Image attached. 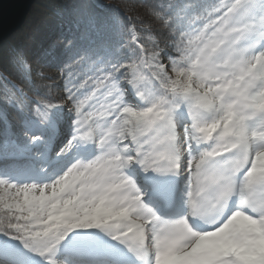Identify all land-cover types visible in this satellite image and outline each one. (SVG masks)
Instances as JSON below:
<instances>
[{"label": "snow or ice", "instance_id": "1", "mask_svg": "<svg viewBox=\"0 0 264 264\" xmlns=\"http://www.w3.org/2000/svg\"><path fill=\"white\" fill-rule=\"evenodd\" d=\"M157 14L169 28L177 26L163 51L158 44L149 51L133 28L114 37L109 47L89 46L77 53L76 65L87 69L79 87H91L83 100L68 89L75 132L61 153L77 144L98 143L99 155L84 166L88 175L78 174L81 165L73 163L48 184L17 185L0 179V214L7 215V222H0V234L40 255L38 233L21 222L27 212V218L47 220L46 251L59 253L63 247L64 264H118L109 240L126 246L141 261L151 257L152 264L167 258L178 264H264L255 244L264 242V167L259 156L264 154V132L250 126V120L264 126V112L237 111L238 95L225 94L230 80L254 67L264 71V0H229L222 5L162 0ZM74 71L70 68L69 75ZM189 81L193 89L186 87ZM251 84L245 82L247 95L264 88V77L254 88ZM130 96L136 103L129 102ZM233 100L237 108L231 107ZM88 101H95L89 108L99 105L96 113L103 120L95 133L92 124L97 121L88 123L92 113L85 116L81 111ZM36 104L40 117L52 108ZM234 111L238 119L228 128H217V122L223 125ZM179 113L187 120L183 126ZM179 128L189 153L207 141L198 158L188 156L192 167L186 195L189 215L203 221L211 217V230H194L188 218L162 220L126 175L133 165L144 173L174 172L167 162L179 156L169 150L173 141L180 143ZM101 185L102 194H89ZM234 196L239 208L224 215ZM89 211L94 214L80 219ZM60 220L65 222L63 230L56 227ZM0 264L21 261L14 251L0 248Z\"/></svg>", "mask_w": 264, "mask_h": 264}, {"label": "trees", "instance_id": "2", "mask_svg": "<svg viewBox=\"0 0 264 264\" xmlns=\"http://www.w3.org/2000/svg\"><path fill=\"white\" fill-rule=\"evenodd\" d=\"M161 2L162 0L36 1L23 27L0 45V179L14 183L24 177L39 175V161L34 155L38 151L32 137L41 138L45 135L51 140L60 138L55 129L36 115V102L43 106L52 105L46 115L63 133L75 131V122L71 124L75 120L72 111L74 105L68 89H72L83 100L91 87L90 84L88 87H79L87 69L83 65H76L77 53L83 54L89 46L109 47L114 37L126 35L133 28L149 51L156 44L160 51L165 49L177 26L169 28L167 21L159 18L158 5ZM187 2L222 5L229 0ZM183 27L187 28L186 25ZM167 51L178 56L173 49ZM165 63H168L167 59ZM70 68L75 70L72 75H69ZM186 87L193 89L194 85L189 81ZM183 90L181 86L176 87L180 94H183ZM9 98L17 104L12 101L10 103ZM66 103L72 107L70 110L63 108ZM89 103L90 101L85 103L81 109L84 114L90 111ZM177 119L181 126L186 121L183 113H179ZM33 121L40 122L45 130L41 132L38 128L30 129ZM181 130L182 128L177 129L180 143H176L180 149L183 147ZM34 133L38 135L35 136ZM38 149L45 151L41 146ZM56 173L57 169H54L48 175L40 174L39 179L46 181ZM23 217L26 218L21 222L35 229L40 245L47 247L45 241L48 237L42 230L46 224L41 220L27 218V212L23 213ZM0 222H7L6 214H0ZM12 246L30 252L24 249L20 241L0 234V247Z\"/></svg>", "mask_w": 264, "mask_h": 264}, {"label": "rangeland", "instance_id": "3", "mask_svg": "<svg viewBox=\"0 0 264 264\" xmlns=\"http://www.w3.org/2000/svg\"><path fill=\"white\" fill-rule=\"evenodd\" d=\"M259 63V62H257ZM264 77V71H257L256 68L254 67L252 69L251 72H245L242 75L238 76L235 80H230V83L228 85H225V94H230L231 95H238V98L240 99L241 102V107H239L237 109V111H242V112H247L249 110V108H255L258 112H264V88L259 89V91L254 92L252 95H247V91L248 89L245 88V82L246 81H251L252 84L251 86L254 88L256 86L257 83L260 82L261 78ZM213 80H215V77H212ZM130 101H134L136 102L134 97H129ZM11 99L9 98V102L11 103ZM90 103L95 104V101H90ZM131 103V102H130ZM231 107L233 108H237L236 105V101L233 100L231 101ZM64 109L66 110H70L72 107L69 104H64L63 106ZM99 108V105L96 104L95 108H90V111H88L87 113H85V116L89 115V113H92L91 119L88 121V123H91L92 120L97 121L96 124H92V130L95 133V130L97 129L98 125L103 123V120L99 117V115L96 113V109ZM36 115H37V108H36ZM40 117V116H39ZM45 124L48 126H51L53 129H56L58 131L59 135H63L64 136V141H63V147L67 144V142L71 139V137L74 135V132L71 133H63L61 130L58 129L57 126H55L54 122L52 120H50L47 115L44 117H41ZM210 118V117H209ZM238 119L237 117V113L236 111L233 112V115L231 118H229L227 121H225L223 123V125H221V123L218 121L217 122V128L220 127H224V128H228L230 124H233L235 122V120ZM74 123V120L71 121V124ZM187 123V120L183 123L185 124ZM183 126V125H182ZM250 126L251 129L254 132H264V126H262L261 122L259 120H250ZM31 128H38V131L43 132L45 130L44 126L41 125L40 122L38 121H33L30 125V129ZM216 129H212L211 132L213 133V135H215ZM229 131L231 132L232 130L229 129ZM35 136L38 135V133H34ZM208 135H211V133H208ZM185 136V133L182 129V140ZM12 139V138H10ZM35 147L37 151L34 153L35 156H37L38 161H44L50 154H51V149L53 147V142L51 139H48L47 136L43 135L41 138H39L38 140H35ZM176 142L173 141L172 142V149L176 152L177 150L180 151L181 155H183V160L182 159H178L177 163L174 166L175 171L172 173H159V177L158 173H153L152 175L148 176V173H146V175L142 172L143 170L141 169L140 166L138 165H133L131 166L129 169L126 170V175L129 176L130 179H133L137 185V187L141 190V193L143 195V201L144 199L149 196L150 193H152L153 190H157V186L158 184H166L165 181H168L170 178L174 181L177 182V185L175 186V190H178L180 188V186L182 187V190L187 191L189 190V180L190 178L187 179V172L189 169V166L192 165L189 160H188V156H191L192 158H198L199 156V151H202L204 149V147L207 146V141H203V143L205 144L204 146H194L193 150L191 153H189V148L186 146H183V149H178L174 144ZM221 143H223V141H221ZM41 146L43 149H45L46 151H40L38 149V147ZM99 144L97 143V145L93 144V143H88L86 145L84 144H77L76 146H74L72 148L71 151L66 152V153H60L57 154L54 159L52 157L51 160V164H65V166L63 167V169L56 173L54 176H51L48 178L47 181H40L41 179H37V177H34L32 179H27L26 177H24L22 180H17L14 181V184L17 185H25V184H37V185H43V184H48V183H52L54 180L58 179L68 168V166L71 164V161L74 160L75 156L79 153V152H84V155H82V158L78 159V161L81 162H75L81 165V168H79L77 170V173H83L84 175H88V171L85 169V165H91L95 159L96 156L99 155ZM230 150V148L228 149ZM30 152H33V149L29 150ZM45 153V154H44ZM217 155H219V153H217ZM74 156V157H73ZM260 156V164L261 167H264V154H259ZM180 157V156H178ZM51 165V166H52ZM51 166L47 167L44 169V171L42 172L43 174H47L48 172H50V168ZM71 166V165H70ZM69 166V167H70ZM28 178V177H27ZM178 180H181L180 182H178ZM22 183V184H21ZM77 184H79V181H77ZM152 184L154 186H152ZM151 185V186H150ZM182 204H185L186 206H188L187 203V195H185V198L182 202ZM94 213L89 211L87 213H83L80 216V219H83L84 215L87 216H91ZM102 214V213H101ZM71 217L74 219L76 217L75 213L70 214ZM41 221L47 225V220L45 219H41ZM65 226V222L63 220L57 221L56 222V227H58L60 230H63V227ZM49 227H52L51 225H49ZM43 232L46 233L47 229L46 227H43ZM256 244V251L260 254V255H264V242L262 241H257L255 242ZM109 245L110 247H114L111 250H120L123 251L126 246L120 244L118 241H111L109 240ZM2 248V247H0ZM6 250H12L14 251V253L16 254V256L20 259L21 264H28L30 263V260H34L36 262H38L39 264H60L58 263L59 261L56 260V257H58L60 255L61 252L64 251V248L61 247L60 252L59 253H48L46 250H43L42 248H40V255L32 253V252H24L23 250L19 249L16 246L10 247V248H3ZM41 257H45L43 260H41ZM56 260V261H55Z\"/></svg>", "mask_w": 264, "mask_h": 264}, {"label": "water", "instance_id": "4", "mask_svg": "<svg viewBox=\"0 0 264 264\" xmlns=\"http://www.w3.org/2000/svg\"><path fill=\"white\" fill-rule=\"evenodd\" d=\"M37 0H0V45L19 31Z\"/></svg>", "mask_w": 264, "mask_h": 264}, {"label": "bare ground", "instance_id": "5", "mask_svg": "<svg viewBox=\"0 0 264 264\" xmlns=\"http://www.w3.org/2000/svg\"><path fill=\"white\" fill-rule=\"evenodd\" d=\"M56 126V125H55ZM58 127V126H57ZM58 129H59V127H58ZM56 130V129H55ZM58 132V131H57ZM63 147V146H62ZM62 149V148H61ZM224 149L222 148L221 149V151H223ZM84 154V152H79L76 156H81V155H83ZM75 156V157H76ZM74 157V156H73ZM78 160H76V159H74L73 161H71V164L70 165H72L73 163H75V162H77ZM78 162H81V161H78ZM69 165V166H70ZM68 166V167H69ZM192 167V165H190L189 166V169ZM189 169H188V172H187V179L188 178H190L189 177ZM143 172V171H142ZM144 173V172H143ZM154 172H149L148 173V176H150V175H152ZM145 175H146V173H144ZM158 176H159V173H158ZM243 178H244V174H241L240 176H239V179L240 180H243ZM166 191L167 190H164V192H163V194H166ZM127 251H129L128 249H127ZM130 252V251H129ZM128 254H130V256L132 257V258H134V259H136V255L134 254V253H132V252H130V253H128ZM41 260H43V258L41 259ZM141 261V260H140ZM153 261H154V258H153ZM166 264H178V261L177 260H175V259H172V258H167V259H165V261H164ZM28 264H39L38 262H36V261H34V260H30V263H28ZM142 264H152V261H151V258L148 260V258H146L144 261H142Z\"/></svg>", "mask_w": 264, "mask_h": 264}, {"label": "clouds", "instance_id": "6", "mask_svg": "<svg viewBox=\"0 0 264 264\" xmlns=\"http://www.w3.org/2000/svg\"><path fill=\"white\" fill-rule=\"evenodd\" d=\"M169 150H172V146H170ZM178 159H179V157H176L175 160L168 161L167 163H171V164L175 165L177 163ZM103 183H107V180L103 181ZM102 192H103L102 185L100 187H97V188L93 189V190H89V194L90 195H99V194H102ZM205 222L211 223L212 222V218L211 217L207 218L205 220Z\"/></svg>", "mask_w": 264, "mask_h": 264}]
</instances>
